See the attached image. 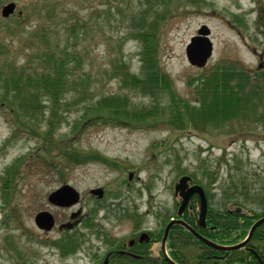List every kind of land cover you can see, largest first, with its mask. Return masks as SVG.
<instances>
[{
    "label": "rangeland",
    "instance_id": "374dc122",
    "mask_svg": "<svg viewBox=\"0 0 264 264\" xmlns=\"http://www.w3.org/2000/svg\"><path fill=\"white\" fill-rule=\"evenodd\" d=\"M109 1L0 0V9L16 4L11 16L0 14V42L8 60L21 66L47 49L56 58L65 56L68 66L66 76L57 78L60 92L52 99L40 92L43 119L36 129L43 137L29 129L31 123L13 132L9 116L0 113V264H100L97 251L105 248V235L125 239L136 218L146 214L144 226L157 229L164 223L160 214L176 213L180 199L173 187L182 175L203 184L216 206L222 189L240 173H248L255 187L264 184V120L253 118L263 106L203 131L174 128L167 119L170 110L138 122L99 117L102 100L112 95L127 97L130 108H148L156 101L161 109L170 90L189 107L201 108L196 93L211 70L256 73L264 65V0ZM47 9L58 11L53 20L42 17ZM141 17L155 26V41L149 43L154 50L147 51L157 60L153 73L169 85V90L160 87L155 99L120 78L147 77L139 37L149 28L137 34ZM40 24H54L53 34L42 45L26 47ZM202 25L210 31L213 53L197 68L187 61L185 48ZM52 111L59 118L50 127ZM51 140L62 145L50 151ZM63 146L78 157L67 159ZM16 162L18 172L8 175ZM63 184L80 196L67 210L47 202ZM97 188L102 198L91 194ZM42 210L55 217L45 232L34 223Z\"/></svg>",
    "mask_w": 264,
    "mask_h": 264
},
{
    "label": "trees",
    "instance_id": "16d2710c",
    "mask_svg": "<svg viewBox=\"0 0 264 264\" xmlns=\"http://www.w3.org/2000/svg\"><path fill=\"white\" fill-rule=\"evenodd\" d=\"M111 2V0L109 1ZM58 11H52L47 9V13L42 17L44 19L53 20L57 16ZM21 17V16H20ZM22 19V18H20ZM146 22L141 17V22L137 26L138 30L142 29L137 34L140 35L139 39L144 42L142 55V69L147 71L146 79H138L120 77L123 82H127L134 89H137L140 93L151 98H156L158 89L165 87L166 82L160 83L157 81L158 75L153 73L156 68V57L152 53H148L151 49L150 42L155 41V36L152 31L154 29L153 23ZM153 25V27H152ZM55 29L54 24H40L35 27L34 31L28 37L26 41V47H31L36 44L42 45L53 34ZM138 38V37H137ZM7 47L0 42V113L9 116V123L13 125V132H17L18 129L26 128L31 123L29 129L32 130L36 135L39 134L36 126L43 119V111L40 110V92L46 97L52 99L51 95H55L59 90L61 91L58 84L57 78L61 75H65V71L68 66L66 65L65 56H58L56 53H51L49 50H43L38 58H35L34 62H30V57L25 62H29L21 66H16L15 61L8 60ZM73 56V55H72ZM70 56V57H72ZM39 60V61H38ZM40 62V63H38ZM73 62L76 64L79 62V57L74 55ZM33 63H36L34 65ZM29 64V65H28ZM30 64H32L30 66ZM28 65V66H27ZM66 65V66H65ZM232 68H224L218 70V68L211 70L209 74H206L204 78L205 83H201L200 92H197V99L200 103L201 108L189 107L188 100H182L175 96L173 92L169 90V100L166 106L163 105L161 109H158L156 101L148 108H130L127 105V97L122 96H109L102 100L100 106H102L101 115L112 117L113 119L133 118L130 120L144 121L147 117L160 113L163 110H170L167 114L168 122L174 127H183L185 129L193 127L194 129L205 130L209 125L218 128L223 125V122L227 119L234 118V116L242 114V112L252 111L253 109L258 110L259 107L264 108V65L263 67L258 66L256 73L250 74L249 72L234 73ZM133 76V75H132ZM134 77V76H133ZM232 83V84H231ZM32 90H28V89ZM166 91V90H165ZM164 91V92H165ZM210 97V98H209ZM196 99V98H195ZM191 102V101H190ZM99 106V107H100ZM105 111V113H104ZM186 114L193 115L188 120ZM247 114V113H246ZM42 116V118H41ZM107 117L105 119H107ZM41 118V119H40ZM59 116L54 111L51 112L48 122L52 127L54 120L58 119ZM256 121L264 120V109L262 112L255 114L253 117ZM61 122V120L59 119ZM120 121V122H121ZM11 125V126H12ZM51 136L53 129H50ZM42 136V135H41ZM43 137V136H42ZM52 143V140H51ZM62 144L60 141H53L50 151L55 150ZM64 149V150H63ZM61 150L68 159H75L79 154L73 148L65 146L61 147ZM46 153V152H45ZM45 153H41L45 154ZM18 162L12 165L8 170V175L18 172ZM196 180L197 177L194 176ZM230 186L226 185L222 189L221 201L218 206L215 205L212 197L206 192L207 199L210 204L207 214L206 223L214 225L212 229L204 230V233L213 241L222 244H237L247 235L252 224L260 217L264 216V184L260 183L256 186V182L249 181L248 173H240L237 177L231 178ZM194 181V180H193ZM200 184V182L195 181ZM202 187L203 184H201ZM228 203H231L233 207H229ZM198 199L193 197L187 206L183 219L184 222L195 229L198 228ZM239 208V211L236 209ZM91 222V219L85 223ZM181 233V242L175 239L174 244L178 246V252L180 254L187 253L190 258L197 256L199 250L206 247L207 253L217 252V249L207 247L203 245L197 238H195L188 230L179 227ZM260 240L264 241V222L261 223L253 233L251 241L259 243ZM212 241V242H213ZM63 244V242H61ZM203 247H200L202 246ZM240 248V247H239ZM239 248L233 251H226L223 253H229L233 256H239ZM174 246V250H175ZM183 264H199L198 259H180ZM264 261V259H263ZM146 264V263H141ZM159 264V263H155ZM162 264V263H160ZM204 264H258L255 259H220V261L210 259Z\"/></svg>",
    "mask_w": 264,
    "mask_h": 264
},
{
    "label": "flooded vegetation",
    "instance_id": "af4514ba",
    "mask_svg": "<svg viewBox=\"0 0 264 264\" xmlns=\"http://www.w3.org/2000/svg\"><path fill=\"white\" fill-rule=\"evenodd\" d=\"M192 183L193 182L191 183L189 182V185H191ZM174 195L178 196L179 194H174ZM195 196L198 199V195L194 194L189 200L187 206L189 205L192 198ZM180 201L181 199L177 203L178 206H177V210L175 214L173 213L170 214L166 212V213H162L159 215V217H161L163 219L162 221L164 222L162 225H161V222H159L160 228L153 229L150 224L148 226H144L143 222L146 221V214H144L136 218L135 220H133L132 228L128 232L127 238L119 239L118 237H116L115 234H111L112 236L105 235L101 242L105 248H102L101 251L98 249L97 251L99 252V255L102 256L100 264H141L142 262L146 264H155V263L171 264L170 260L175 264H183V261L180 259H198L199 264H204V262L210 259H214L217 261H220V259H255L258 264H264V261H263L264 241L260 240L259 241L260 244L259 243L256 244L253 241H251V238L243 246L239 248V254H238L239 256H233L232 254L230 255L229 253L222 254V252L233 251L235 249L226 250V249L215 248L211 245L206 244L201 239H198L196 236H194L190 232L203 245L207 247L215 248L217 249V252L207 253L208 249L204 247L201 250H199V253L197 254V256L192 257V258L187 256V253L180 254L177 251L178 246L172 245L176 243L175 239L178 241V243L181 242V238H180L181 233L179 232L180 230L179 227L185 228L184 225L179 224L178 222H175V221L184 222L183 215H184V212L187 206L183 209L182 213L178 215L177 211L180 205ZM207 202L209 205L210 202L208 199H207ZM198 205H199V200H198ZM208 205H207V210L205 214L204 226H201L198 223V218H197L198 228L197 229L193 227L191 228L198 235H200V237L208 240L211 243L216 244L217 246L230 247V246L236 245V244H222V243L213 241L204 233V230H206L207 228L212 229L215 227L214 225H211V224L207 225L206 223L207 214H208V211H210L209 210L210 206ZM72 207H69V208L56 207V208L67 210ZM198 212H199V206H198ZM132 217L134 218V216ZM198 217H199V214H198ZM53 218H54V223H55V217L53 216ZM260 218H258L257 220H259ZM170 222H174V223L170 226L165 236L166 226ZM185 229L188 230L187 228ZM246 236L244 237V239L246 238ZM244 239H242L240 242H242ZM203 245L200 247H203ZM174 246L176 248L175 250H174Z\"/></svg>",
    "mask_w": 264,
    "mask_h": 264
},
{
    "label": "water",
    "instance_id": "95a60500",
    "mask_svg": "<svg viewBox=\"0 0 264 264\" xmlns=\"http://www.w3.org/2000/svg\"><path fill=\"white\" fill-rule=\"evenodd\" d=\"M15 3L9 2L2 6L0 10V14L2 17L6 18L10 14H12L15 10ZM210 31L206 27V25H202L198 30L197 34L192 36L189 40V43L187 44L185 48V55L187 58V61L197 68L204 67L208 60L211 58L213 53V44L211 40L209 39ZM129 177H131V174H129ZM191 181V177L188 175L181 176L177 183L174 185V193L179 194L181 197V202L179 209L177 211V214L180 215L183 211V209L188 204L190 198L197 194L199 198V217H198V223L201 226H204V220H205V214L207 210V200L205 196L204 189L202 186L198 184H192L189 185V182ZM92 195H96L98 198L103 197V190L101 188H97L94 190H91ZM80 200L79 193L74 189V187L63 184L62 186L58 187L54 191L48 194L47 201L55 206L58 207H70L75 204H77ZM239 211V208L236 209ZM179 224H182L187 228L194 236H196L198 239H201L206 244L211 245L215 248L220 249H236L241 246H243L252 236L254 230L264 222V217L257 220L250 228L247 237L240 243L230 246V247H222L217 246L214 243L209 242L208 240L200 237L191 227H189L186 223L183 221H175ZM34 223L37 228L43 231H48L54 226V218L52 214L48 211H40L34 216ZM174 222H170L165 229V236L167 234V231L169 230L170 226ZM171 264H175L170 260Z\"/></svg>",
    "mask_w": 264,
    "mask_h": 264
}]
</instances>
